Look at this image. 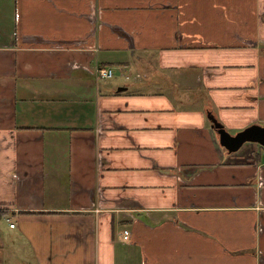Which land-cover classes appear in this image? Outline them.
<instances>
[{"label":"crops","instance_id":"obj_1","mask_svg":"<svg viewBox=\"0 0 264 264\" xmlns=\"http://www.w3.org/2000/svg\"><path fill=\"white\" fill-rule=\"evenodd\" d=\"M211 117L264 127V0H0V264H264Z\"/></svg>","mask_w":264,"mask_h":264},{"label":"water","instance_id":"obj_2","mask_svg":"<svg viewBox=\"0 0 264 264\" xmlns=\"http://www.w3.org/2000/svg\"><path fill=\"white\" fill-rule=\"evenodd\" d=\"M212 127L219 135L220 145L229 153L239 151L246 143H257L264 147V127L252 125L236 135H231L226 129L214 118L211 117Z\"/></svg>","mask_w":264,"mask_h":264},{"label":"built area","instance_id":"obj_3","mask_svg":"<svg viewBox=\"0 0 264 264\" xmlns=\"http://www.w3.org/2000/svg\"><path fill=\"white\" fill-rule=\"evenodd\" d=\"M96 77L100 80H106L111 79L114 76V71L112 68L109 67H98L95 71ZM14 226V225H12ZM124 239L129 240L130 239V231L125 230L124 231Z\"/></svg>","mask_w":264,"mask_h":264},{"label":"rangeland","instance_id":"obj_4","mask_svg":"<svg viewBox=\"0 0 264 264\" xmlns=\"http://www.w3.org/2000/svg\"><path fill=\"white\" fill-rule=\"evenodd\" d=\"M131 82H133V81H131Z\"/></svg>","mask_w":264,"mask_h":264}]
</instances>
